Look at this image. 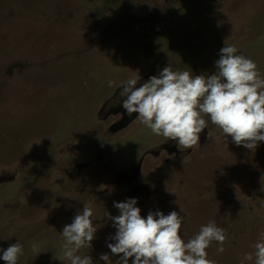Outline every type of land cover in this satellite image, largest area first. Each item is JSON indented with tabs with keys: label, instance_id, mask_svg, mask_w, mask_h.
I'll use <instances>...</instances> for the list:
<instances>
[{
	"label": "rangeland",
	"instance_id": "obj_1",
	"mask_svg": "<svg viewBox=\"0 0 264 264\" xmlns=\"http://www.w3.org/2000/svg\"><path fill=\"white\" fill-rule=\"evenodd\" d=\"M225 44L264 77V0H0V249L19 240V264H67L60 232L90 207L98 230L81 254L98 261L115 232L105 210L135 197L142 216L184 215L185 240L210 221L225 228L214 264L254 253L264 142L250 152L209 121L185 149L120 107L128 79L167 65L211 75Z\"/></svg>",
	"mask_w": 264,
	"mask_h": 264
},
{
	"label": "clouds",
	"instance_id": "obj_2",
	"mask_svg": "<svg viewBox=\"0 0 264 264\" xmlns=\"http://www.w3.org/2000/svg\"><path fill=\"white\" fill-rule=\"evenodd\" d=\"M211 75H194L187 70L165 66L157 75L138 85L130 78L120 89L122 115L135 119L157 137L192 149L199 145L200 134L209 121L220 130L223 140L231 141L250 152L264 142V77L252 59L238 53L235 46L220 49ZM114 81L107 82L113 87ZM135 197L113 202L118 215L105 210L104 218L115 229L108 238V253L99 256L103 264H214L208 249L215 242L223 253L227 230L214 221L202 225L185 240L182 235L184 215L173 210L149 211L141 215ZM94 211L83 207L70 224L63 226V258L67 264H97L83 249H91L98 230ZM254 253H246L241 261L264 264V239L254 245ZM24 246L19 240L0 249V261L19 264Z\"/></svg>",
	"mask_w": 264,
	"mask_h": 264
}]
</instances>
